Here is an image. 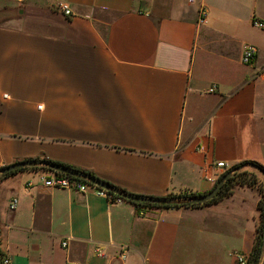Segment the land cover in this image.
Segmentation results:
<instances>
[{
    "label": "crops",
    "instance_id": "1",
    "mask_svg": "<svg viewBox=\"0 0 264 264\" xmlns=\"http://www.w3.org/2000/svg\"><path fill=\"white\" fill-rule=\"evenodd\" d=\"M254 20L264 0H0V168L48 159L163 197L207 193L246 161L264 166ZM245 45L257 49L251 65ZM50 171L0 178L11 264H237L253 248L260 172L212 204L139 208L95 186L47 187Z\"/></svg>",
    "mask_w": 264,
    "mask_h": 264
},
{
    "label": "water",
    "instance_id": "2",
    "mask_svg": "<svg viewBox=\"0 0 264 264\" xmlns=\"http://www.w3.org/2000/svg\"><path fill=\"white\" fill-rule=\"evenodd\" d=\"M26 167H46L53 171L70 175L73 177L81 178L87 180L89 183L100 187L102 189L108 190L117 194L118 196L136 202H143V203H189V204H198V203H206L209 200L213 199L218 193L222 186L227 182V180L237 171L241 170L245 167H252L259 171L264 177V169L260 167L258 164L253 162H243L238 165H235L229 168L224 175L217 180L214 187L208 191L207 193L203 194H194V195H171V196H163V197H155L149 195H141L136 193L128 192L122 188L117 187L116 185H112L102 179L86 172L83 170H79L68 165L54 162L48 159H29L24 161H18L12 163L8 166L0 168V175L7 174L14 170ZM258 264H264V231L262 236V253L261 259Z\"/></svg>",
    "mask_w": 264,
    "mask_h": 264
},
{
    "label": "trees",
    "instance_id": "3",
    "mask_svg": "<svg viewBox=\"0 0 264 264\" xmlns=\"http://www.w3.org/2000/svg\"><path fill=\"white\" fill-rule=\"evenodd\" d=\"M246 162H253L255 164H258L260 167H262L264 169V166L261 165L258 162H255V161H246ZM27 168H31V169L42 168V169H46V170H51V169L46 168V167H26V168H20V169L14 170V171L9 172L7 174H2V175H0V178L7 177V176H9L11 174H14V173H16V172H18L20 170L27 169ZM86 172H88V171H86ZM88 173L92 174L91 172H88ZM224 173H222L217 178V180L220 179V177L222 175H224ZM257 173L259 174V171H257L255 168H251V167L250 168L249 167L242 168L241 170H239L236 173H234L227 180V182L219 190V193L213 199L209 200L206 203H198V204H189V203H143V202H136V201H131V200L124 199V198L118 196L117 194H115L113 192H110L108 190H105V189H103V190L108 192L113 198H120V199L127 200V201H129L131 203L136 204L139 208H141V207H169V206H200V205H206V204L215 203V202L221 200L222 198L232 194L233 190H234V188L236 186H239V185H250V186L256 185V175H257ZM74 178H77V177H74ZM78 179L83 180L84 182H87L88 184H90L92 186H95V185L89 183L85 179H81V178H78ZM217 180H216V182H217ZM95 187H97V186H95ZM97 188L102 189L100 187H97ZM190 195H194V194L191 193ZM258 206H259V210H260V219H259V224H258L256 238H255V241H254V244H253V248H252V250H251V252L249 254V257H248V264H258L260 259H261L262 236H263V231H264V187L263 188L261 187V198L259 200V205ZM0 256H3V253L1 251H0Z\"/></svg>",
    "mask_w": 264,
    "mask_h": 264
},
{
    "label": "built area",
    "instance_id": "4",
    "mask_svg": "<svg viewBox=\"0 0 264 264\" xmlns=\"http://www.w3.org/2000/svg\"><path fill=\"white\" fill-rule=\"evenodd\" d=\"M24 1V0H20ZM58 10L62 12L64 15L69 16L72 14L71 8L67 2H60L58 4ZM202 22L205 21L204 18L201 19ZM254 25L259 28H264V21L261 20H254ZM257 54V49L254 46L251 45H245L242 51L241 61L244 64H249L253 58ZM216 86H211L208 89V92H215ZM218 167H226V163L223 161H218L216 163ZM43 182L44 185L47 187H57V188H68V189H74L76 191L85 192L90 187H93L92 185L88 184L87 182H84L83 180H80L78 178H74L73 176L62 174L56 171H50L49 174L43 175ZM98 194L108 197L109 199L113 200H121L120 198H113L108 192H106L103 189L97 188ZM18 204V198L13 197L9 202V209L13 210L17 207ZM144 212L142 210L139 211V215H143ZM63 247L68 246V241L64 240L62 242ZM96 253L98 255H105V247L103 246H97L96 247ZM235 259L237 264H248V255L240 252H235ZM0 264H11V259L8 255L3 254V256H0ZM79 264V263H74Z\"/></svg>",
    "mask_w": 264,
    "mask_h": 264
},
{
    "label": "rangeland",
    "instance_id": "5",
    "mask_svg": "<svg viewBox=\"0 0 264 264\" xmlns=\"http://www.w3.org/2000/svg\"><path fill=\"white\" fill-rule=\"evenodd\" d=\"M252 63H249V64H245V65H251ZM192 94H191V96H190V98H189V106L191 105V103H192ZM189 125H190V123H188V121H186V123H185V129L186 128H188L189 127Z\"/></svg>",
    "mask_w": 264,
    "mask_h": 264
}]
</instances>
